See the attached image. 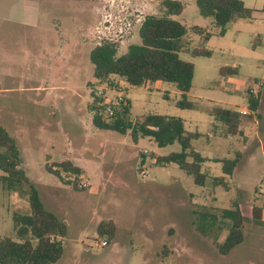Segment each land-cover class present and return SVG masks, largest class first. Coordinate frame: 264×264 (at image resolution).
Segmentation results:
<instances>
[{
	"label": "rangeland",
	"instance_id": "1",
	"mask_svg": "<svg viewBox=\"0 0 264 264\" xmlns=\"http://www.w3.org/2000/svg\"><path fill=\"white\" fill-rule=\"evenodd\" d=\"M162 1L0 0V125L16 139L20 168L45 208L67 224L60 239L63 254L54 264H264V225L252 217L253 207L261 209L264 224V156L256 144L257 133L264 140V96L259 125L245 124L248 90L256 93V83L264 81V0H242L254 10L252 19L229 24L223 36L196 0H180L184 9L172 18L186 27L190 47L212 52L210 57L180 53L195 65L191 107L184 109L177 106L180 95L173 83L132 87L112 76L115 86H108L95 77L90 59L98 41L91 40L92 33L106 13L136 20L161 14ZM132 31L128 46L141 44L138 27ZM223 66H238V74L221 75ZM120 94L131 103L133 122L148 113L164 114L204 135L192 141L206 158L204 186L175 163L155 162L180 152L178 142L159 147L152 137L134 138L130 131L93 124L91 105L101 104L95 99ZM219 109L243 112L248 142L242 135L221 137ZM236 157L240 163L225 175L217 160ZM63 161L81 167V173L59 169ZM213 177H223L225 184L214 185ZM27 195V186L9 190L0 181V239L13 235L15 213L29 211ZM236 203L246 218L244 240L222 255L218 246L231 223L223 210ZM109 220L116 224L111 241L97 234L100 222ZM102 241L108 245L102 247Z\"/></svg>",
	"mask_w": 264,
	"mask_h": 264
},
{
	"label": "trees",
	"instance_id": "2",
	"mask_svg": "<svg viewBox=\"0 0 264 264\" xmlns=\"http://www.w3.org/2000/svg\"><path fill=\"white\" fill-rule=\"evenodd\" d=\"M200 13L210 18L212 24L219 29V34L226 33L227 26L241 19L251 20L254 10L245 6L242 0H196ZM184 9L180 0H163L161 14H149L144 17L139 36L141 44L128 46L127 51L119 56L120 44L113 41H102L90 52L94 66L95 77L108 86H115L112 76H119L132 87L147 83L170 82L180 93L178 107L190 108L188 95L193 87L195 65L183 60L181 52L188 51L191 56L210 57L212 52L206 47H190L186 27L172 16L179 15ZM264 12V7L262 9ZM194 31L209 33L199 28ZM223 76L238 74V66H223L219 69ZM102 97L96 98L95 103L101 102ZM248 114L256 112L260 106L257 94L248 90ZM131 103L121 106L114 116H106L102 107L91 105L93 124L104 130H113L122 134L131 132L133 137L140 133L152 137L159 147L178 142L180 152H173L155 159L157 164L175 163L187 175L193 176L194 183L204 186L208 174L202 172L205 162L199 152L192 147V141L201 139L204 135L199 132H189L183 121L178 117L164 114L148 113L133 122L130 115ZM215 116L224 124V136L241 135L242 120L239 111L219 109ZM264 151V142H263ZM222 162L225 175H232L239 158L217 160ZM21 156L17 141L0 125V176L1 183L9 190L27 186L29 211L24 214L15 213L13 216V235L0 239V264H54L63 254L61 238L67 234V224L57 215L48 211L43 205L37 189L30 183L25 172L20 168ZM59 169L75 174L81 173V168L70 161L59 163ZM58 176L60 172L54 171ZM213 184H225L223 177H213ZM253 221L264 225L261 221L262 210L252 209ZM214 218V217H213ZM223 218L230 223L226 239L219 244L218 250L222 255L228 254L244 240L243 226L245 216L236 203L233 208L223 210ZM116 224L113 220L102 221L97 227V234L113 240Z\"/></svg>",
	"mask_w": 264,
	"mask_h": 264
},
{
	"label": "built area",
	"instance_id": "3",
	"mask_svg": "<svg viewBox=\"0 0 264 264\" xmlns=\"http://www.w3.org/2000/svg\"><path fill=\"white\" fill-rule=\"evenodd\" d=\"M114 4V1H112V4ZM119 12V9H115ZM144 20L143 16H136V20H132L130 18V15L127 13H121L119 15L116 14L113 15L112 12L106 13L104 15V18L100 21L99 25L96 26L97 31V45L101 44L102 41H113L118 44H123V42L129 38L132 34V30L134 27V24L139 22L142 23ZM257 87L262 86V82L256 83ZM120 90V89H119ZM252 93L255 94V91L253 88L250 89ZM122 91V90H120ZM127 99L123 94H120L113 98H108L105 101H103V98L101 100V104L99 106L102 107V111L106 116H114L116 111L123 105L127 104ZM141 177H146L147 174L144 171H141L140 173ZM107 241H102L101 246L105 247L107 246Z\"/></svg>",
	"mask_w": 264,
	"mask_h": 264
},
{
	"label": "crops",
	"instance_id": "4",
	"mask_svg": "<svg viewBox=\"0 0 264 264\" xmlns=\"http://www.w3.org/2000/svg\"><path fill=\"white\" fill-rule=\"evenodd\" d=\"M138 4H141V3H138ZM142 5V4H141ZM22 15V14H21ZM147 15H149V14H147ZM146 15V16H147ZM19 22L21 23V24H23V25H27V21L25 20V19H23V18H20L19 19ZM99 23H100V21H99ZM140 25H141V23H139V22H137V23H135L134 24V27H138V30H139V28H140ZM133 27V28H134ZM96 29V28H95ZM96 37H97V32H96V30H94V32L92 33V37H91V40L92 41H94L95 39H96ZM134 38V32L132 31V34H131V36L129 37V38H127L124 42H123V44H121L120 45V47H119V49L120 48H123V47H128V44H129V42H130V40L131 39H133ZM85 39V38H84ZM87 40H90V39H87ZM97 45V43H95V45L92 47V49L95 47ZM91 49V50H92ZM124 80V79H123ZM125 81V80H124ZM259 82H262L263 84H262V86L261 87H258L257 88V90H256V93L255 94H257L258 96H259V98H260V106H261V104H262V97L264 96V81H259ZM155 83V82H154ZM258 83V82H257ZM148 84V83H147ZM150 84V83H149ZM179 95H180V93H179ZM260 106H259V108H258V110L256 111V112H254V113H252L251 114V118L250 119H248L249 121L248 122H245V124H250L251 122H254L256 125H259V121L257 120V118H259V119H261V116H260ZM258 111H259V113H258ZM240 112V111H239ZM241 114L243 113V112H240ZM246 113L248 114V107H247V110H246ZM243 118L244 117H242L241 116V120L243 121ZM241 126H242V123H241ZM241 126H240V129L242 130V133L243 134H241L244 138H245V143L246 142H248L249 141V138L245 135V133H244V130L241 128ZM221 137H227V136H224V134L223 135H221ZM246 138H248V139H246ZM258 142V143H257ZM263 142H264V140H262V138H261V136H260V134L259 133H257V135H256V144H257V146L259 147V150H260V152H261V154H262V156H264V151H263ZM247 149V148H246ZM248 151H250V150H248ZM239 158V157H238ZM241 158V157H240ZM240 158H239V160H240ZM238 163H240V162H238ZM237 166V165H236ZM81 168V167H80ZM236 168V167H235ZM235 170V169H234ZM234 172V171H233Z\"/></svg>",
	"mask_w": 264,
	"mask_h": 264
}]
</instances>
